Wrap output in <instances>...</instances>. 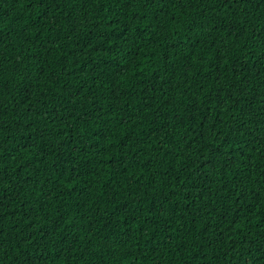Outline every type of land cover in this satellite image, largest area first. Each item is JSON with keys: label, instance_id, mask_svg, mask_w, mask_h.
I'll return each instance as SVG.
<instances>
[{"label": "trees", "instance_id": "obj_1", "mask_svg": "<svg viewBox=\"0 0 264 264\" xmlns=\"http://www.w3.org/2000/svg\"><path fill=\"white\" fill-rule=\"evenodd\" d=\"M0 264H264V0H0Z\"/></svg>", "mask_w": 264, "mask_h": 264}]
</instances>
